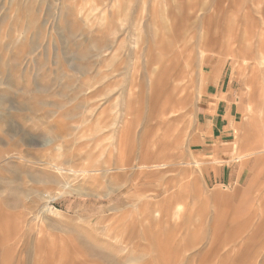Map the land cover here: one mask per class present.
Returning a JSON list of instances; mask_svg holds the SVG:
<instances>
[{"label": "rangeland", "instance_id": "1", "mask_svg": "<svg viewBox=\"0 0 264 264\" xmlns=\"http://www.w3.org/2000/svg\"><path fill=\"white\" fill-rule=\"evenodd\" d=\"M0 264H264V0H0Z\"/></svg>", "mask_w": 264, "mask_h": 264}, {"label": "crops", "instance_id": "2", "mask_svg": "<svg viewBox=\"0 0 264 264\" xmlns=\"http://www.w3.org/2000/svg\"><path fill=\"white\" fill-rule=\"evenodd\" d=\"M210 85L211 82L208 84L207 90L199 102L198 118L206 127L208 134L206 140L211 142L209 151H212V156L216 159L221 156L222 152L224 153L220 145L216 143L219 136L224 137L223 131L218 126L227 125L225 130L233 129V126L239 123L237 115L241 112L243 104H241L242 97L240 91L238 95H233V90H228V92L217 90L215 91L216 94L212 95Z\"/></svg>", "mask_w": 264, "mask_h": 264}, {"label": "bare ground", "instance_id": "3", "mask_svg": "<svg viewBox=\"0 0 264 264\" xmlns=\"http://www.w3.org/2000/svg\"><path fill=\"white\" fill-rule=\"evenodd\" d=\"M230 222V221H229Z\"/></svg>", "mask_w": 264, "mask_h": 264}]
</instances>
